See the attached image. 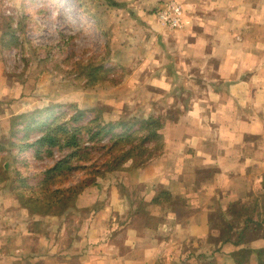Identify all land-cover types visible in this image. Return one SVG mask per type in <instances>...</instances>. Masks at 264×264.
<instances>
[{
	"label": "crops",
	"instance_id": "1",
	"mask_svg": "<svg viewBox=\"0 0 264 264\" xmlns=\"http://www.w3.org/2000/svg\"><path fill=\"white\" fill-rule=\"evenodd\" d=\"M152 1L139 15L145 85L179 90V115L157 162L134 173L143 190L113 191L111 223L102 208L51 242L1 216L0 264H264V0H177V28Z\"/></svg>",
	"mask_w": 264,
	"mask_h": 264
},
{
	"label": "rangeland",
	"instance_id": "2",
	"mask_svg": "<svg viewBox=\"0 0 264 264\" xmlns=\"http://www.w3.org/2000/svg\"><path fill=\"white\" fill-rule=\"evenodd\" d=\"M157 1L158 14L162 9L159 4L169 0ZM117 2L120 6H111L107 0H0V147L12 151L0 154L1 165L9 163L5 179L0 175V217L9 215L10 225L24 218V228L35 231L43 242L65 239L64 234L54 235L57 227L67 225L70 229L82 222L91 223L102 208L108 214L112 211L106 220L111 223L113 209H106L111 193H141L143 184L131 185L137 181L134 173L157 162L166 143L164 132L179 115L175 103L179 90L145 85L152 75L143 68L149 54L142 38L145 25L139 15L152 14L156 8L153 1ZM159 97L163 103L156 104ZM148 100L155 105L146 103ZM146 109H156L155 115L164 122L160 138L150 142L144 139L141 123L131 125L133 119L146 117ZM121 118L128 119V125L120 123L110 131L108 123ZM42 121L61 129L82 128L79 132L84 147L77 148L78 153L66 165L76 168L67 179L50 185L46 180L42 184L45 171L62 157L71 156L73 149L45 146L37 151V145H30L42 135L36 127ZM122 127L129 129L131 137L118 143L114 154L136 143L139 147L131 158L120 161V169L88 181L77 196L78 210L68 207L63 215H55L35 213L22 206L31 205L47 188L82 185L92 171L89 167L107 161L106 151L118 141L116 137L124 132ZM101 128L102 133L95 135ZM116 162L106 163L102 169ZM125 204L116 213L125 209ZM138 207L143 216L144 202L140 201ZM20 209L25 212H17ZM98 224L96 221L94 225Z\"/></svg>",
	"mask_w": 264,
	"mask_h": 264
},
{
	"label": "trees",
	"instance_id": "3",
	"mask_svg": "<svg viewBox=\"0 0 264 264\" xmlns=\"http://www.w3.org/2000/svg\"><path fill=\"white\" fill-rule=\"evenodd\" d=\"M108 4L111 6H120V4L115 1V0H107ZM107 72V71H106ZM108 73V72H107ZM134 122L131 123V125L141 123V129H144V139L145 141L150 142L152 139L155 138H160L161 133L159 131L160 128L163 127V121L160 116H149L147 118H139V119H133ZM130 121L125 118H121L117 120L116 122L110 121L108 124L110 126V131L114 130V127L118 126V124L122 123L123 127H126ZM107 125V124H106ZM36 127L40 129L42 132V135L35 141V143H30V145H37L38 150H40L41 147L45 146H50V147H57V148H68V149H73L72 153L70 154L71 156H65L59 159L58 161L55 162L52 166H50L46 171L43 176V182L45 183L46 180V185H50L51 183H56V181L60 182L65 179H67L70 175V171L76 167H67L66 165L70 162V159L75 156L77 153L75 150L79 148L81 150L82 147V134L79 132L81 131V127H70V128H64L61 129L58 126H55L53 123H49L48 121H42L39 123ZM121 129V132L119 135L116 137L118 141H116L114 144H112L110 147H108V151H106V155H108V158H106L107 161H105L104 164H101L98 166L97 164L94 165L92 168V171L88 174L89 177H86L85 180L81 181L82 185H71L68 187H58L57 189L53 190L50 188H47L42 194H38L35 196V199L31 205L28 203H21L22 206H26V208L30 209L35 213L39 212L41 214H58V215H63L64 211L67 210L65 208L70 207L69 209L73 208L78 210L79 206L76 204V199L77 196L80 194L81 191L84 189L86 184L89 182H94L97 178V176H103L105 172L108 171H115L117 169H120V161L124 160L125 158H131L133 156V151L139 147V143H136L132 145V147L128 150H125L121 154H114V148L120 143L122 140H127L129 137H131V134H128L129 129L123 128ZM155 127V128H153ZM60 129V130H58ZM104 128H101L99 131H96L94 134L99 135L102 133V130ZM112 139V138H111ZM81 146V147H80ZM8 151L9 153L12 154V151L9 149H5L0 147V154ZM87 154H89L87 152ZM16 158V156L14 157ZM88 159V157H85ZM91 159V158H90ZM117 161V162H116ZM113 162H116L113 166L107 168V169H102L103 166L107 164H111ZM9 163L6 161L4 165L2 166L0 163V169H1V179H5V174L6 171L8 170ZM88 167V166H87ZM86 167V168H87ZM20 173V172H19ZM9 174V173H7ZM57 178V179H55ZM55 180V181H53ZM24 183V182H23ZM35 203L38 205V209L35 210ZM36 206V205H35ZM41 206V208H39ZM34 208V209H33ZM45 208V209H42ZM78 208V209H77ZM68 209V210H69ZM226 220V218H224Z\"/></svg>",
	"mask_w": 264,
	"mask_h": 264
},
{
	"label": "built area",
	"instance_id": "4",
	"mask_svg": "<svg viewBox=\"0 0 264 264\" xmlns=\"http://www.w3.org/2000/svg\"><path fill=\"white\" fill-rule=\"evenodd\" d=\"M183 9L178 1L169 0L166 1L162 9L158 11V15L163 23L170 28H177L182 25Z\"/></svg>",
	"mask_w": 264,
	"mask_h": 264
}]
</instances>
